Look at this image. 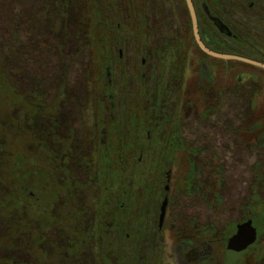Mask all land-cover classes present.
<instances>
[{
  "label": "flooded vegetation",
  "instance_id": "flooded-vegetation-1",
  "mask_svg": "<svg viewBox=\"0 0 264 264\" xmlns=\"http://www.w3.org/2000/svg\"><path fill=\"white\" fill-rule=\"evenodd\" d=\"M37 1L46 2L43 8L49 11L45 8L36 14L30 8L33 4L24 8L22 0L8 2L5 23L10 43L15 46L23 33L21 26L40 29L74 19L87 41L92 80L99 64L102 74L99 95L91 104L94 137L92 150L83 153L73 120L64 113L65 82L52 100H25L35 109L27 110L19 128L29 133L41 162L36 164L33 152L29 158L23 155L13 160L16 174L22 171L23 203L18 208L20 236L24 233L26 240L9 239L11 226V233L0 238V264H163L166 218L178 224L171 231L178 245L177 258L183 262L264 264V248L260 257L252 256L264 244V174L258 173L264 163H247V175H240L237 163L241 161L236 158L238 152L264 150V113H254L259 84L249 75L214 79L207 64L208 75L202 71V78L190 81L189 69L195 74V67H189L187 60L189 28L190 40L203 56L264 68L205 52L196 40L186 0H83L85 6L78 14L72 0ZM192 3L199 36L208 49L264 63V46L251 45L248 27L249 20L264 23V0ZM49 4L57 10L55 16ZM113 40L117 42L116 58ZM127 55L140 56L137 73L124 68ZM237 90L244 96L239 101ZM241 102L246 109L237 114ZM237 138L242 145L238 146ZM110 145L116 147L115 163L108 161ZM128 149L139 158L126 159ZM92 151L99 155L95 163L89 157ZM178 161L187 176L188 170L192 172L175 189ZM45 165L51 168L46 171ZM93 165L99 170L96 178H92ZM141 165L146 170L139 171ZM80 168L85 178L74 175ZM237 179L242 181L238 192ZM115 181L123 186L117 187ZM93 182L106 206L100 210L102 218L96 227L85 220L90 213L85 204L71 207ZM110 194L119 197L116 209L111 207L112 215ZM67 205L70 212L63 215L60 209ZM187 208L195 210L190 213ZM232 227L234 233L229 237ZM223 228L228 233L222 238ZM21 252L26 256L23 260L16 255Z\"/></svg>",
  "mask_w": 264,
  "mask_h": 264
},
{
  "label": "rangeland",
  "instance_id": "rangeland-1",
  "mask_svg": "<svg viewBox=\"0 0 264 264\" xmlns=\"http://www.w3.org/2000/svg\"><path fill=\"white\" fill-rule=\"evenodd\" d=\"M9 1L10 0H0V75H3L2 77H0V238L6 236L8 231L9 233H11L9 229H11L12 226L13 231L11 238L9 239L21 243L24 242L26 238L24 233L22 234V236H20L21 209H19L18 206L22 205L23 203L22 195L24 190L20 181L22 171L16 174L13 167V160L15 157L20 158L23 155L29 158L31 157V152H33V154H36V152H38L36 148H33L34 144L32 140L28 138L29 133L19 128V125H22V120L27 117L25 115V113H28L27 110L30 112V110L35 109V106H27L25 100L27 103H29L28 99L30 100L33 97H44L47 98V100H52L59 93V85L65 82L64 96L66 97V101L63 105L64 113L67 114L68 118L70 117L73 120L72 126L78 132L77 140L78 142L82 140V152H89L90 148L92 150L91 140L94 137V115L92 112L93 106L91 104L93 102V98L99 95L98 92L101 86L99 79L102 74L101 70L99 69V64L96 72L94 73L96 78L92 80L89 57L90 54L88 51L89 48L87 47V41L83 38V32L79 30V26L75 25L74 19L69 24L56 25L52 23L49 25H45L44 28L41 27L40 29H35L32 26H21L23 33H20V35H18L15 46L11 45L10 37L8 35L9 26L5 23V9ZM36 2L38 1L22 0V5L25 4L24 8H26V6H30V4H33V6H30V8H33L36 14H41L42 10L47 8H43L46 2L43 3L42 1H39L37 4H35ZM47 2H49V0H47ZM72 3H76V13L79 9L85 6V2H83V0H72ZM49 7L51 9L50 12L52 14L54 13L55 16L57 14V10L53 5L49 4ZM45 11H49L48 8ZM74 18L78 19V16L76 15ZM243 22L246 21L243 20ZM248 22V27L251 29V41L253 42V44L251 45L257 47L256 45H258L259 43V47L264 46L263 21L260 22L249 20ZM96 34L98 35L97 32ZM191 34V29L189 28L190 39L192 38ZM97 35H94L95 39L98 37ZM190 39L187 60L189 67H195V74H193L192 69H189V78L192 77L190 81L197 82L200 77L202 78V71L204 72V75L207 76L208 66L213 70L212 72L214 74V79H218V77H223L224 75L228 76L231 74H235L237 76L241 75L243 77L249 75L259 84L257 88L260 90V93L257 96L256 110L254 111V113L263 114L264 70L251 67L250 65L245 63L220 61L203 56L199 52V49L197 48L195 43ZM94 45L95 50H98L96 42H94ZM111 48L113 50V57L116 58L117 42L115 40L111 41ZM96 60H98L99 63V58H96ZM124 60V68H126V70L128 71L137 73L140 64V56L137 55L135 57H131L127 55ZM206 64L208 66H206ZM115 72L116 78L118 80V77H120V69H118L117 66L115 67ZM134 80V82L140 81V79ZM130 81L132 80L129 79L128 83H130ZM254 86L256 85L252 84V88L257 89ZM243 97L244 96L240 94V91L237 90L238 101ZM239 105L242 109L238 106L236 110L237 114L244 113L246 106L243 107V102H241ZM262 123H264V121H262ZM80 134L82 136H80ZM237 143L238 146L242 145L240 138H237ZM109 148L111 149V153L109 152L108 157L110 158L108 161L115 163L117 161L115 158L116 147L115 145H110ZM252 150L253 151L248 153L238 152L236 154V158L241 161V164L237 163L238 174H246L247 169L245 168V165H247V163H250L251 165H254V163L258 161L260 163H264V150L255 148H252ZM132 152L133 151L129 149L125 150V158H132L135 155L134 160H137L139 158V155L137 153H134L133 155ZM36 156L37 157L35 158V161L37 164L41 162V156L37 154ZM89 157H92L93 163H95L97 158H99V155L95 151H92ZM180 166V161L176 162V169L173 177L175 189L181 187V185L183 184L181 180L183 178L185 179L187 176V173L184 170L185 166L183 168H181ZM28 167H30V164L28 165ZM44 168L47 171L51 167L45 165ZM112 169H114L116 173L118 172L116 166H112L111 170ZM140 169L146 170L144 165H141L139 171ZM97 170V167L93 165L92 178L97 177ZM110 171H108L107 173L110 174ZM127 171L132 173V170L130 169H126L125 172ZM253 171L254 170L251 171L252 174ZM84 172L85 170L83 168L76 169L74 175L79 178H85L86 174ZM191 172V170H188L189 175ZM260 172H263L264 174L263 165L262 170H260L258 173L260 174ZM189 175L187 176V178L189 177ZM109 177L113 178V176L111 175ZM115 178L118 177L114 176L113 179ZM115 183L118 185L117 187L123 186L118 181H115ZM241 185L242 181H238L237 179L235 184V191L238 192L240 190L238 189V187ZM81 193L82 194L80 195L78 201L71 207L73 208L76 206H80L81 208L83 204H85L88 207L87 210L90 211L85 220L88 221V225L91 224L89 221H91L93 224L95 223L94 225L96 227L98 220L102 218L100 210L106 207L102 206L100 196L101 193L99 192L98 187L94 184V182L90 187L82 190ZM113 194L109 195L110 200H112L111 206L109 208L110 215H112L111 207L113 206L116 209V203L119 202V197H117L118 195ZM112 196L113 198H111ZM11 199H14V204H11ZM78 202H81L82 204H79ZM14 205L16 206V208L13 207ZM198 209L201 210V207L199 205ZM60 210L63 215H67L70 212V206H64ZM187 210L192 213V211H194L195 209L187 208ZM169 219L170 218H166L165 223L166 245L164 246L162 257L163 264H194L187 261L183 262L180 260V257L179 259L177 258L178 245L174 241L175 239L172 236L173 233L171 230L175 229V227H178V224L174 223L173 218H171L170 220ZM178 223L180 224V221ZM225 231L226 228H223L221 234L222 238L225 236ZM233 233L234 229L232 227L230 234L228 233L227 236H231ZM220 246L221 248H223L222 243L220 244ZM262 248H264L263 243H261V246H258L254 249L252 256L260 257L263 251ZM16 255L21 260L26 257L22 254V252Z\"/></svg>",
  "mask_w": 264,
  "mask_h": 264
},
{
  "label": "water",
  "instance_id": "water-1",
  "mask_svg": "<svg viewBox=\"0 0 264 264\" xmlns=\"http://www.w3.org/2000/svg\"><path fill=\"white\" fill-rule=\"evenodd\" d=\"M188 7L190 9V13H191V17H192V23H193V28H194V33H195V37L196 40L198 42V44L200 45V47L207 52L208 54L212 55V56H216V57H221V58H233L236 59L238 61H242V62H246L255 66H259L264 68V63L250 59V58H246V57H242V56H238V55H232V56H228V55H223V54H219L217 52H214L210 49H208L204 43L202 42L199 33H198V26H197V18H196V14H195V10H194V6L192 3V0H186ZM164 213H165V207L162 208V218L164 217Z\"/></svg>",
  "mask_w": 264,
  "mask_h": 264
},
{
  "label": "trees",
  "instance_id": "trees-1",
  "mask_svg": "<svg viewBox=\"0 0 264 264\" xmlns=\"http://www.w3.org/2000/svg\"><path fill=\"white\" fill-rule=\"evenodd\" d=\"M3 75L1 74L0 77H2ZM5 81V80H4Z\"/></svg>",
  "mask_w": 264,
  "mask_h": 264
}]
</instances>
